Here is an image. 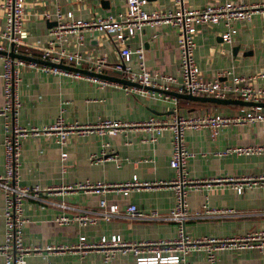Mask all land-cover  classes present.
Returning <instances> with one entry per match:
<instances>
[{"label": "crops", "instance_id": "1", "mask_svg": "<svg viewBox=\"0 0 264 264\" xmlns=\"http://www.w3.org/2000/svg\"><path fill=\"white\" fill-rule=\"evenodd\" d=\"M232 1L243 5L260 3L264 0H183V4L200 7L210 2ZM125 7L124 0H26L23 45L18 53L39 58L36 50L30 49L35 42L45 43L48 31L56 23L55 12L65 15L72 12L75 19H90L117 13ZM175 6L172 0H148L145 11H170ZM49 14L50 18H45ZM236 34L231 44L221 42V24L200 29L194 36V62L206 79H216L224 71L247 76L264 72V20L254 14L248 21L234 24ZM5 29V18L0 7V32ZM3 40L0 37V43ZM69 51H81L87 58L105 57L110 65L120 61V49L106 35L99 32L84 34L82 45L73 39L66 44ZM131 51L142 48L145 64L157 74L178 76L179 55L173 28L158 23L147 26L129 41ZM0 54V112L4 106L2 81V57ZM138 57L131 55L129 65L138 69ZM86 65L82 69H85ZM104 74L117 75L106 69ZM19 97L21 107L17 122L21 126L43 128L53 124L62 112L67 124H96L103 119L140 123L150 116L167 117L174 106L150 94H142L140 88L126 92L110 85L101 87L86 78L44 73L39 69L23 67L20 73ZM258 85L264 84L259 80ZM173 89L171 88V90ZM174 92V91H173ZM224 108V109H219ZM239 106H218L208 103L178 100L182 115L195 112L220 111L232 114ZM144 128H127L117 135L108 137L97 133L77 134L70 132L64 145L57 142L55 134L29 136L22 141L20 157V184L41 188H55V191L40 194L39 199L28 198L23 204L24 241L30 247L55 246L61 250L31 254L26 264H104L103 255L97 250L78 249L79 237L87 242H96L102 236L118 234L127 241H159L173 239L179 225L159 217L169 212L174 204L173 191L157 186L131 191L127 196L108 192L103 198L108 206L117 205L118 213L110 221L98 219L93 225L62 223V216L72 217L81 211H99L101 196L80 190L60 191L59 188L89 180L106 183H125L137 176L142 182L171 180L175 172L169 167L171 153L170 133L163 132L155 144L146 143ZM3 117L0 114V175L4 174ZM106 141V158L91 163L92 154H100ZM184 144L193 154L187 162V176L192 180L221 177L255 176L264 173V154L238 155L214 153L228 148L264 146V122L235 125L222 128L211 139L208 130L187 129ZM66 153L64 161L61 154ZM201 186L186 195L188 219L183 222L184 233L191 237H230L245 232L264 230V188L245 189L236 194L227 187ZM206 201L208 209L231 210V213L205 215L201 206ZM134 204L140 212L155 218L132 220L126 217V209ZM64 205L66 208L59 207ZM4 195L0 189V245L4 242V221L2 217ZM195 212H200L194 216ZM189 264H208L203 254L192 252L187 255ZM0 264L4 258L0 254ZM108 264H137L132 256H115ZM216 264H264V252L256 250L241 253L221 252Z\"/></svg>", "mask_w": 264, "mask_h": 264}, {"label": "built area", "instance_id": "2", "mask_svg": "<svg viewBox=\"0 0 264 264\" xmlns=\"http://www.w3.org/2000/svg\"><path fill=\"white\" fill-rule=\"evenodd\" d=\"M175 6L170 11H145L148 0H124L125 7L117 13H109L104 16H94L90 19H75L72 12L61 14L55 12L56 25L48 31V39L43 44L35 42L30 49L39 52V59L53 64H65L75 68L104 74V70L111 69L115 73L121 72L124 79L138 83L141 86L157 88L169 91L171 88L178 94H190L193 96H205L214 98H232L246 102L264 103V84L258 85V81H264V72L253 73L247 76L235 75L231 71L222 72L216 79H206L197 68L194 58L193 38L202 28L221 24L224 28L220 34L222 43L231 44L236 34L235 23L248 21L254 14H259L264 20V1L250 5L237 2H210L200 7H191L183 4V0H172ZM0 7L5 18V29L0 32L3 42L0 43V51H10V45L14 44V51L23 45L24 23L26 16V0H0ZM49 19L50 15L45 14ZM158 23L168 24L175 32L179 64L178 76L157 74L149 70L145 64L142 48L134 52L129 47V41L141 33L147 26L153 27ZM87 32H99L108 36L120 49V61L114 65L107 63L105 57L87 58L81 51H69L65 44L73 39L77 46L82 45L84 34ZM135 53L138 57V69L133 70L129 61ZM30 56V55H29ZM23 67L36 68L44 73L86 78L100 85H110L122 88L130 92L136 87H128L120 83L109 82L95 77H88L56 67L40 65L22 59L2 57V81L4 92V106L0 112L3 117L4 148V174L0 175V189L4 195L3 221L4 242L0 245V254L4 258V264H26L29 255L40 252H52L61 250L62 247L45 246L30 247L24 241L23 227L26 222L23 217V204L28 198L39 199L40 194L55 191V188H41L38 185L28 186L20 184V157L22 141L29 136L55 134L57 142L64 145L68 134L97 133L101 136L112 137L121 130L127 128H144L147 136L144 142L155 144L163 132L170 133L171 153L169 167L175 175L171 180L158 182H142L137 176L125 183H106L103 181L92 182L85 180L75 185L59 188L60 191L80 190L101 196L99 211H81L72 217L62 216L58 219L62 223H78L80 226L93 225L98 219L110 221L118 213L117 205L108 206L103 198L108 192L121 193L127 196L131 191H139L145 188L157 186L167 187L173 191L174 204L167 214L159 218L164 221H172L179 225L175 238L159 241H127L120 235L110 237L102 236L96 242H87L85 236L79 237L78 249L97 250L103 255V263L108 264L115 256H132L137 264H189L186 261L188 254L200 252L208 264H216L221 252L241 253L248 250L264 252V230L245 232L242 235L230 237L200 236L191 238L183 231V222L188 219L186 195L192 189L201 186L207 190L211 187H227L236 194H241L245 189L264 188V173L255 176L221 177L204 180H192L187 176V162L193 156L184 144V131L187 129H205L211 139L217 136L220 129L229 126L264 122V111L258 107H239L236 113L223 114L221 112H200L198 114L182 115L178 109V100L163 93L139 89L142 94H150L154 97L169 101L174 108L167 117L150 116L140 123H128L119 120L103 119L96 124H79L77 122L67 124L62 112L55 122L43 128L33 126H21L17 122V115L21 107L19 97L20 73ZM109 143L104 141L100 154L90 156L91 163H99L106 158ZM234 153L238 155H262L264 146H244L228 148L215 152L217 156ZM66 153L61 154L64 161ZM59 207L66 208L64 205ZM205 215L216 213H231V210L208 209L206 201L201 206ZM200 212H195L198 216ZM126 217L132 220L155 218L143 214L131 204L126 209Z\"/></svg>", "mask_w": 264, "mask_h": 264}, {"label": "water", "instance_id": "3", "mask_svg": "<svg viewBox=\"0 0 264 264\" xmlns=\"http://www.w3.org/2000/svg\"><path fill=\"white\" fill-rule=\"evenodd\" d=\"M52 25L55 26L56 23L54 22V23H52ZM0 54L4 55V56L11 57V58H17V59H22V60L29 61V62H35V63L40 64V65L56 67V68H59L62 70L70 71V72L81 74V75L88 76V77H95V78H99V79L106 80L109 82L120 83V84H123V85L128 86V87H136V88H140V89H144V90L154 91L157 93H163V94L169 95L171 97H174L176 100H187V101H191V102L208 103V104L219 105V106L234 105V106H239V107H258L262 112L264 111V103H261V102L260 103H253V102H246V101H242V100H238V99H232V98L219 99V98H214V97L193 96L190 94H178V93L173 92V91H164V90H160L157 88L141 86L138 83L128 81V80L124 79L123 77H121V75H122L121 72H116L117 75L97 74V73L88 71L86 69L75 68V67L68 66V65H65L62 63L53 64L51 62H47V61L41 60L39 58H35L32 56H27V55L16 53L14 51V44L10 45V51L9 52L0 51Z\"/></svg>", "mask_w": 264, "mask_h": 264}, {"label": "rangeland", "instance_id": "4", "mask_svg": "<svg viewBox=\"0 0 264 264\" xmlns=\"http://www.w3.org/2000/svg\"><path fill=\"white\" fill-rule=\"evenodd\" d=\"M219 106V105H218ZM226 107V106H225ZM219 109H224V108H219ZM213 112H217V111H213ZM218 112H220V111H218ZM237 112V109H234V110H232L231 111V113H236ZM195 114H197V112H195Z\"/></svg>", "mask_w": 264, "mask_h": 264}]
</instances>
